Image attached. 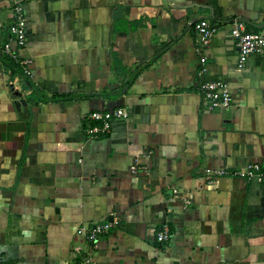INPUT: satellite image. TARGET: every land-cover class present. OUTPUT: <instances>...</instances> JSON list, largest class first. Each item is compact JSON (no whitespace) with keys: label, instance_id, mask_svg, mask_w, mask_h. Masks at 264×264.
Masks as SVG:
<instances>
[{"label":"crops","instance_id":"1","mask_svg":"<svg viewBox=\"0 0 264 264\" xmlns=\"http://www.w3.org/2000/svg\"><path fill=\"white\" fill-rule=\"evenodd\" d=\"M236 20L263 29L264 0H0V264H264V181L233 173L264 163V51L238 69ZM210 79L228 109L204 105ZM107 220L96 246L78 233Z\"/></svg>","mask_w":264,"mask_h":264},{"label":"built area","instance_id":"2","mask_svg":"<svg viewBox=\"0 0 264 264\" xmlns=\"http://www.w3.org/2000/svg\"><path fill=\"white\" fill-rule=\"evenodd\" d=\"M13 23L9 27L10 38L3 45L2 53L4 55L11 56L12 58H18V48L23 46L28 39L27 30V18L25 14V8L22 3H16L13 9ZM195 29L199 35V46L196 48L199 53L205 47L209 46L216 29L204 20L197 21L195 23ZM232 35L237 39L239 47V58L237 67L243 69L252 54H259L264 51V27L258 32H249L246 30V23L243 20H236L233 23ZM15 41L18 48L12 47V42ZM207 57L201 53L200 63L201 68L198 71V75H202L205 71ZM28 63L27 61L24 64ZM29 73L28 69L25 70ZM199 90L203 95V102L211 110H224L228 109L232 105L233 93L228 81L224 79H210L202 80L199 83ZM127 111L125 108H117L113 111H96L91 114V118L95 123L91 124L87 132L90 135L97 136L99 134H105L111 130V121L114 118L126 117ZM137 167L132 166V172H136ZM209 174L222 175L230 173L225 170H213L211 168L206 169ZM234 174L253 178L258 181H264V163L262 162H250L242 169L233 172ZM112 221H104L102 223H96L93 226H82L78 229L79 234H85L87 241L93 246L97 245L99 237L113 226ZM170 231L167 224L164 225L163 231L158 234V240L162 241L169 237ZM76 251L82 253L83 247L78 245L75 247ZM91 256L85 255L75 264H92Z\"/></svg>","mask_w":264,"mask_h":264}]
</instances>
